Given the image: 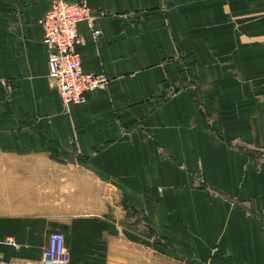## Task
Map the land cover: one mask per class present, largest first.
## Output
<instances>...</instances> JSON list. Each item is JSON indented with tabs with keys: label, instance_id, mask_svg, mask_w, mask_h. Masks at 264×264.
<instances>
[{
	"label": "crops",
	"instance_id": "0c3cea01",
	"mask_svg": "<svg viewBox=\"0 0 264 264\" xmlns=\"http://www.w3.org/2000/svg\"><path fill=\"white\" fill-rule=\"evenodd\" d=\"M51 1L0 0V260L58 230L68 264H264V0H63L104 78L66 108Z\"/></svg>",
	"mask_w": 264,
	"mask_h": 264
},
{
	"label": "built area",
	"instance_id": "2783aa9c",
	"mask_svg": "<svg viewBox=\"0 0 264 264\" xmlns=\"http://www.w3.org/2000/svg\"><path fill=\"white\" fill-rule=\"evenodd\" d=\"M81 20L87 23L92 36L98 33L92 27L93 15L83 3L52 0L39 20L40 42L46 52V78L64 108L82 101L87 92L99 88L104 82L101 75L82 70L74 50L78 38L76 23ZM0 264L6 263L0 260ZM39 264H68V253L60 231L48 232Z\"/></svg>",
	"mask_w": 264,
	"mask_h": 264
}]
</instances>
